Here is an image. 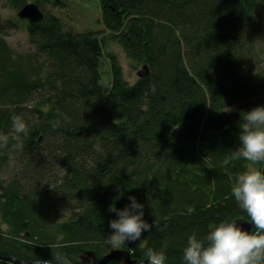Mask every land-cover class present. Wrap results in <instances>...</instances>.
Here are the masks:
<instances>
[{"label": "trees", "instance_id": "16d2710c", "mask_svg": "<svg viewBox=\"0 0 264 264\" xmlns=\"http://www.w3.org/2000/svg\"><path fill=\"white\" fill-rule=\"evenodd\" d=\"M8 1L17 11L63 3ZM101 8L105 30L74 35L51 13L26 21L31 49L23 52L6 39L21 20L0 23V134L9 137L0 149V255L56 264L60 251L83 264L93 252L95 264L121 249L145 261L167 240L166 264H183L189 235L251 220L231 195L251 165L230 151L240 144L241 114L264 106V68L254 62L264 0H101ZM110 42L149 75L131 85L107 54L104 86ZM14 115L28 127L22 151L13 150ZM130 196L160 228L113 248L110 207L123 209ZM60 236L63 246L53 247Z\"/></svg>", "mask_w": 264, "mask_h": 264}, {"label": "clouds", "instance_id": "9594fccd", "mask_svg": "<svg viewBox=\"0 0 264 264\" xmlns=\"http://www.w3.org/2000/svg\"><path fill=\"white\" fill-rule=\"evenodd\" d=\"M12 127L15 132L13 150L22 151V136L28 133L27 124L20 115H14ZM239 128L240 144L230 151V159H243L251 167L236 177L231 195L247 213L255 231L249 232L236 221L225 220L211 228L204 238L193 233L188 236L187 246L183 249V264H264V171L255 167L264 164V106L242 113ZM8 145L9 137L0 134V149H6ZM95 150H101L99 145L95 146ZM129 200L130 204L123 209L110 207V211L118 217L109 221L112 232L106 238V243L113 248L141 240L144 232H150L154 227L160 228L156 220L149 224L144 219L145 206L136 197L130 196ZM187 211L191 214L194 209L189 206ZM62 239V236L58 237V243L53 247H62L59 243ZM168 243L165 240L159 251L148 248L145 252L147 264H166ZM53 259L56 264H71L60 251L53 255ZM36 264H51V261L37 258Z\"/></svg>", "mask_w": 264, "mask_h": 264}, {"label": "rangeland", "instance_id": "374dc122", "mask_svg": "<svg viewBox=\"0 0 264 264\" xmlns=\"http://www.w3.org/2000/svg\"><path fill=\"white\" fill-rule=\"evenodd\" d=\"M63 3L57 7L53 5H42L44 13H51L61 18L63 30L71 34L86 32L88 30H105L102 22L101 0H61ZM18 12L15 10L8 0H0V23L7 19H15L19 22V29L10 30L7 41L13 49L19 52L28 51L31 49L30 37L26 31V21L18 17ZM107 54L114 55L121 65L124 77L131 84H135L140 77L138 72L142 69V65L131 60L125 50L119 43L110 42L108 49L103 58L104 73L103 84L109 87L111 84L110 60ZM254 54L257 55L255 61L260 60L261 66L264 68V42L259 47L254 48ZM257 68V65H256ZM87 257V255H86Z\"/></svg>", "mask_w": 264, "mask_h": 264}, {"label": "water", "instance_id": "95a60500", "mask_svg": "<svg viewBox=\"0 0 264 264\" xmlns=\"http://www.w3.org/2000/svg\"><path fill=\"white\" fill-rule=\"evenodd\" d=\"M18 17L20 19L27 20L31 23H39L44 19L45 14L37 3L30 2L18 12ZM148 75H149V69L147 66H144L138 72V76L140 78L147 77ZM236 222L238 225L242 226L245 230L249 232H252L254 228V225H252L251 220L241 218V219H237ZM95 257H96L95 253L93 252L89 253L88 257H86L83 260V264H94L92 260L95 259ZM0 258H6L9 260H12L17 264H36L35 262L27 263V262L19 261L14 258L2 256V255H0ZM117 259H122L124 264H146L147 263V260L139 261L137 259H133L131 253H129L127 250L116 249L104 255L95 264H111L114 260H117Z\"/></svg>", "mask_w": 264, "mask_h": 264}]
</instances>
